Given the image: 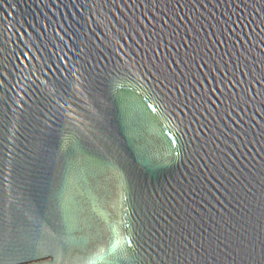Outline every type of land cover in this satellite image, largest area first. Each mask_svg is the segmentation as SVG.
Instances as JSON below:
<instances>
[{
  "label": "water",
  "instance_id": "obj_1",
  "mask_svg": "<svg viewBox=\"0 0 264 264\" xmlns=\"http://www.w3.org/2000/svg\"><path fill=\"white\" fill-rule=\"evenodd\" d=\"M0 264H264V0H0Z\"/></svg>",
  "mask_w": 264,
  "mask_h": 264
}]
</instances>
